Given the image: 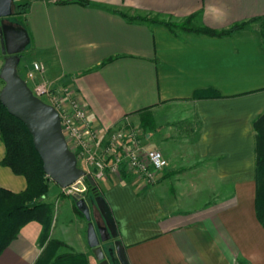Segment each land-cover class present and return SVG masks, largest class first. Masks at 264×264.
<instances>
[{
    "label": "crops",
    "instance_id": "obj_1",
    "mask_svg": "<svg viewBox=\"0 0 264 264\" xmlns=\"http://www.w3.org/2000/svg\"><path fill=\"white\" fill-rule=\"evenodd\" d=\"M21 1L28 44L46 78L69 88L101 131L125 120L140 126L150 116L142 142L161 147L167 161L150 184L125 170L95 182L94 197L104 200L116 233L102 244L107 259L118 241L128 264H264L252 128L264 110V0ZM120 12L176 23L188 18V25L212 30L246 24L219 37L171 32ZM174 140L191 153H175L166 143ZM25 186L0 164L1 188L17 193ZM43 200L53 204L47 240L40 245L41 226L27 224L0 253V264H35L50 240L62 243L54 254L98 264L72 197ZM88 204L92 221L105 226L95 201Z\"/></svg>",
    "mask_w": 264,
    "mask_h": 264
},
{
    "label": "water",
    "instance_id": "obj_2",
    "mask_svg": "<svg viewBox=\"0 0 264 264\" xmlns=\"http://www.w3.org/2000/svg\"><path fill=\"white\" fill-rule=\"evenodd\" d=\"M13 0H0V19L12 15ZM29 43V37L23 27L0 25V51L3 63L0 67V103L7 112L20 120L28 129L33 146L40 156L44 173L51 181L46 197L59 195L63 188L72 190L75 207L83 215L87 227L86 238L98 264H110L102 244L116 236L114 223L101 197L92 196L95 181L85 175L77 164L74 153L68 148L61 131L59 115L49 104L36 97L27 82L20 76L17 66L20 53ZM95 201L105 221L99 226L91 219L88 201ZM35 206L34 202L27 208ZM116 256L120 264H128L123 248L114 242Z\"/></svg>",
    "mask_w": 264,
    "mask_h": 264
},
{
    "label": "trees",
    "instance_id": "obj_3",
    "mask_svg": "<svg viewBox=\"0 0 264 264\" xmlns=\"http://www.w3.org/2000/svg\"><path fill=\"white\" fill-rule=\"evenodd\" d=\"M79 2L82 5H87V2ZM26 5L27 3L19 1L15 5L16 11L14 12L16 14L25 13ZM119 14L129 20L163 25L171 32L179 29L219 37L228 36L241 30L246 24L237 23L227 29L212 30L206 27L190 26L187 21L188 18L176 23L144 15L127 16L122 12ZM23 20L25 21V19ZM260 28L261 35L264 37V24ZM2 84L3 82L0 80V88ZM148 118H141L140 127L142 130H150L152 128V124L146 121ZM252 128L254 131L255 154L253 173L255 180L254 209L256 218L264 229V110L254 119ZM0 140L4 146V156L0 164L9 168L15 175L22 176L26 183L25 189L17 193L0 187V253L17 237L21 229L29 223H37L41 226L39 243L42 245L48 238L53 213V204L43 200L46 198L45 195L51 186V181L43 171L42 161L33 146L28 129L20 120L10 115L1 103ZM95 191L96 189H93V193ZM31 202H34L35 206L27 208V204ZM51 246L54 247V250L51 253L49 252L48 261H46V252ZM59 246H62L59 241H48L47 248L42 254L43 264H85L84 261L79 262L80 259H83L81 255L54 254ZM42 256L41 260L39 259L36 263L42 261Z\"/></svg>",
    "mask_w": 264,
    "mask_h": 264
},
{
    "label": "built area",
    "instance_id": "obj_4",
    "mask_svg": "<svg viewBox=\"0 0 264 264\" xmlns=\"http://www.w3.org/2000/svg\"><path fill=\"white\" fill-rule=\"evenodd\" d=\"M24 75L25 81L31 84L32 93L57 111L68 148L85 175L95 182L108 174L119 177L125 170L150 184L155 181L156 173L167 165L159 150L144 146L140 126L125 120L111 131L94 127L86 109L72 91L46 78L45 68L40 62H31ZM71 192L68 187L61 191L65 195Z\"/></svg>",
    "mask_w": 264,
    "mask_h": 264
},
{
    "label": "rangeland",
    "instance_id": "obj_5",
    "mask_svg": "<svg viewBox=\"0 0 264 264\" xmlns=\"http://www.w3.org/2000/svg\"><path fill=\"white\" fill-rule=\"evenodd\" d=\"M21 1V0H13V4H12V10H13V13L10 17L8 18H3V19H0V25L4 24L6 21L10 20V21H13V23H16L15 26H18V27H22L23 26V23H25V21L23 19H25V13L23 12L22 14H16L14 11H16V4ZM30 44H27L26 45V48L20 53V64L21 65L22 63H31L35 60L36 55L32 52V50L30 49ZM3 55L1 54V51H0V67L3 63ZM19 66H17V69H18V72L20 73V76L25 80V75L24 73L26 72L24 69L23 70H20V68H18ZM28 86L31 88V84L29 82H27ZM56 85V84H55ZM179 114V113H178ZM175 128H179V129H184L185 127L182 125L181 127L180 126H175ZM167 145L171 146L173 151L175 153L177 152H186L185 150L187 149L188 153L190 151V149L188 148V145H186L185 143L182 142V140L179 142L177 141H168L166 142ZM157 150H159L162 155H163V150L161 147H157ZM164 157V155H163ZM165 158V157H164ZM179 163L183 164L185 166V164H187L188 162H190L189 160L188 161H183V160H180L178 161ZM183 167V166H181ZM92 196H94V193H92ZM93 198L90 197V200L92 201ZM200 202V200H199ZM108 252V261L110 264H118V261L116 259V250H115V245L113 244L112 245V249H108L107 250ZM115 252V254H114ZM115 255V257H114Z\"/></svg>",
    "mask_w": 264,
    "mask_h": 264
},
{
    "label": "flooded vegetation",
    "instance_id": "obj_6",
    "mask_svg": "<svg viewBox=\"0 0 264 264\" xmlns=\"http://www.w3.org/2000/svg\"><path fill=\"white\" fill-rule=\"evenodd\" d=\"M10 17V16H9ZM8 18V17H7ZM2 25H16V23H13V21H10V20H8V21H6L4 24H2ZM15 27H17V28H19L18 26H15Z\"/></svg>",
    "mask_w": 264,
    "mask_h": 264
}]
</instances>
